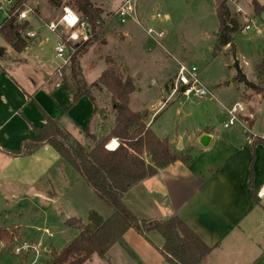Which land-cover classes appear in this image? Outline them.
Returning <instances> with one entry per match:
<instances>
[{"label": "crops", "instance_id": "obj_1", "mask_svg": "<svg viewBox=\"0 0 264 264\" xmlns=\"http://www.w3.org/2000/svg\"><path fill=\"white\" fill-rule=\"evenodd\" d=\"M104 1L105 5L102 3ZM49 2L52 3L51 0ZM93 2L104 11L107 25L115 20L120 23L115 13L123 0ZM150 2L139 0L140 15L146 20L149 17ZM166 18L169 19V15ZM32 25L36 27L34 32L38 35L33 44L20 54L12 50L18 55V63L6 55L8 44L0 35L3 41L2 45L0 43V189L5 186L8 189L19 188L24 199L41 198L49 207L56 206L59 212L66 207L69 212L66 213V220L76 217L87 221L92 211L109 218L113 209L109 205V208H101L103 200L51 146L45 145L33 155L22 157H14L4 151L18 150L24 140L34 138L36 131L46 124V116L58 120L87 149L93 148L94 141L106 136L116 125L113 103L112 110H108L105 104L99 106L97 97L93 95L95 102L89 97H82L72 105L74 89L68 84H57L55 78L62 64L59 62L53 66L51 61H45L44 56L43 59L39 57L40 52L35 47L40 39L39 24L32 22ZM113 30L124 37L121 42L131 43L129 32L118 26H114ZM55 35L58 44L63 39V31L61 35ZM106 39L104 53L99 54L100 48L94 45L81 57L80 64L90 53L95 54L99 60L109 55L106 51L109 39ZM56 46L53 49L55 59ZM34 55L42 61L38 64V70L32 74H21L19 69L28 65L30 57ZM11 61L15 62L13 69L9 67ZM103 61L106 70L109 65L105 58ZM233 83L236 85L235 79ZM172 84L173 81L171 94ZM139 90L138 87L137 92ZM105 91L100 90L104 98ZM107 93V98L112 101L110 93ZM183 97L179 95L178 99ZM209 100L213 102L217 98ZM236 103H241L245 108L241 118L247 129L236 125L225 130V109ZM262 103L263 95L246 88L235 102L220 103L221 127L207 123L204 128L187 133L186 137L176 134L173 138L160 137L153 129L152 121L164 105L154 112L150 121L146 111L136 112L143 115L148 127L175 150L179 149L178 145L182 142L186 150L180 153L190 155L188 152L193 151L195 154L191 155L194 161L190 166L177 162L159 170L155 176L130 189L124 201L140 219L180 218L207 246L213 248L211 255L202 264H264V147L261 140L251 139L254 134L257 137L264 136V129L260 128L259 122L263 114ZM107 122L111 123L110 126H107ZM204 137H207L206 146L201 144ZM251 184L257 202L253 199ZM3 202L9 203L4 193L0 197V203ZM7 213H11L10 210L4 209L3 214ZM65 219L62 218L64 224ZM156 233L152 232L145 238L135 230H129L111 248L107 255L108 261H103L107 264H169L160 251L164 239ZM18 237L17 234L11 246L17 242ZM0 244L3 247L9 246L4 241H0ZM34 246L30 244L27 249L31 251ZM39 246L40 243L37 244ZM46 251L49 255L59 252L52 248Z\"/></svg>", "mask_w": 264, "mask_h": 264}, {"label": "rangeland", "instance_id": "obj_2", "mask_svg": "<svg viewBox=\"0 0 264 264\" xmlns=\"http://www.w3.org/2000/svg\"><path fill=\"white\" fill-rule=\"evenodd\" d=\"M17 1L0 0L2 6L0 25L9 17L10 9ZM58 1H62L59 6V3L52 4L49 0H22L23 4H21L22 11H31L26 20L30 23L28 30H37L32 22L39 24L40 39L35 46L40 52L39 57L43 59L44 56L45 61H51L53 66L59 62L62 64V61L54 58L53 49L57 44V37L46 25L57 23L60 19L61 9L67 4V0ZM226 1L231 14L240 21L242 29L250 25L249 30H242L234 36L235 52L230 47H225L216 56L214 55L219 31L215 0H151L147 20L139 15L142 26L132 21L121 25L116 20L107 25L104 19L107 26L100 40L87 49L88 52L92 46L97 45L100 48L98 53H104L106 37L109 39L106 51L110 54L104 55L103 60L104 58L106 62L112 60V67L122 78L126 79L130 76L133 79L135 92L131 96L130 108L134 112L146 111L150 121L154 112L164 105L152 121L153 129L160 137L173 138L176 134L186 137L187 133H192L197 128H204L207 123L221 127L220 103L235 102L246 90L244 85L236 84V86L233 83L237 75L236 62L251 82L264 87L258 79V67L264 60V11L260 16H256L253 0ZM258 1L264 5V0ZM102 3L105 5L106 1ZM157 14L162 18L157 19ZM167 15L169 19L166 18ZM114 26L129 32L131 43L121 42L124 37L118 35L117 30H113ZM149 27L165 33L161 46L154 44L143 29ZM35 40H29L31 45ZM0 43L1 45L3 43L1 38ZM6 46V55L18 63L16 60L18 55L14 54L9 45ZM30 58L29 64L19 69L21 74L22 72L32 74L38 70V64L42 63L35 55ZM103 60H99L93 53L83 60L82 73L89 86L96 82L105 70L106 63ZM12 61L9 63L10 69L15 66V62ZM178 61L189 67L198 68L203 84L216 96L217 101L210 102L208 97L205 100H198L193 96L178 99L179 94L168 99L171 82L178 71ZM55 78L57 84H68L74 89L73 93H76L71 64L60 67ZM137 86L140 89L138 92ZM91 90L92 96L97 97L99 106L105 104L108 110H112V101L107 98L109 95L106 89L93 87ZM100 90H106L105 98L100 95ZM261 109L263 114L259 122L260 128L264 129V103ZM110 124L107 122V126ZM184 150L186 146L176 151L184 153ZM188 154L194 155L195 152L189 151ZM2 193L8 196L9 203H0V229L18 228L12 234L14 239L17 234L19 237L12 246L3 247L0 244V264H32L35 261L38 264H49L51 257L46 251L47 248L60 252L77 237L78 232L67 228L62 220L67 217L66 213H69L66 207L59 212L56 206L49 207L41 198L24 199L19 188L8 189L5 186L0 189V197ZM102 202V209L103 206L109 208L104 201ZM4 209L10 210L11 213L3 214ZM38 243H40L39 247H37ZM30 244L36 245L31 251L27 249ZM17 249L20 250L19 254L15 253ZM85 264L107 263L94 256Z\"/></svg>", "mask_w": 264, "mask_h": 264}, {"label": "trees", "instance_id": "obj_3", "mask_svg": "<svg viewBox=\"0 0 264 264\" xmlns=\"http://www.w3.org/2000/svg\"><path fill=\"white\" fill-rule=\"evenodd\" d=\"M52 4H62L51 0ZM22 0H18L10 9L9 17L0 25V35L15 53H22L31 42L25 38L24 32L30 27L28 21L18 22ZM216 13L219 21L216 56L225 47L230 46L235 52L234 36L242 32V26L237 17L233 16L226 0H215ZM64 6V5H63ZM65 6L71 7L82 18L91 30V37L83 45H76L77 51L71 60L72 77L76 83V93H73L72 105L82 97L92 96V88L106 89L114 104L116 116L115 127L104 137L96 140L95 146L87 149L78 142L58 120L46 116V124L36 131V136L26 139L18 150L4 149L14 157L31 156L45 145L55 151L73 167L97 196L113 209L109 218H104L96 211L89 214L87 221L81 218H69L65 225L78 232L77 237L60 252L50 253L49 264H85L94 256L108 261L107 255L123 236L131 229L145 238L152 232L159 233L164 239L160 249L169 264H202L213 252L180 218L167 220H146L138 218L126 205L124 198L127 192L143 180L155 176L159 170L182 162L190 166L194 158L177 152L167 142L161 140L152 130L141 114L130 108L131 95L135 92L132 78L119 76L114 70L113 61L108 60L109 68L91 86L83 77L80 57L87 52L95 42L99 41L106 21L104 11L93 0H67ZM256 16L264 11V5L253 0ZM237 75L236 84L244 85L256 94L264 96V87L249 81L238 62L235 63ZM258 79L264 86V60L258 67ZM98 109L96 108L95 112ZM112 138L120 142L115 151H108L105 145ZM93 139V138H92ZM95 140V139H93ZM253 199L258 201L254 187ZM14 230H0V241L6 245L14 242Z\"/></svg>", "mask_w": 264, "mask_h": 264}, {"label": "built area", "instance_id": "obj_4", "mask_svg": "<svg viewBox=\"0 0 264 264\" xmlns=\"http://www.w3.org/2000/svg\"><path fill=\"white\" fill-rule=\"evenodd\" d=\"M2 6L0 4V10ZM31 12V11H29ZM27 11H20L17 17L18 22H23L27 20ZM116 17L119 19L121 24H126L129 21L142 26L139 15V0H123L122 4L115 13ZM157 19H161L162 16L157 14ZM74 19V22L72 20ZM49 31L52 33H59L63 31V39L56 46V56L62 61V66H67L71 64L72 57L75 55L77 48L76 45H83L89 41L91 37V30L82 21L81 16L74 11L69 6H64L62 8V15L57 23H50L46 25ZM145 29V28H144ZM250 25H246L243 30H249ZM148 37L153 41L154 44L161 46V40L165 39V33L162 30L149 27L145 29ZM25 38L32 40L38 37L37 33L34 31H25ZM182 95L184 97L194 96L198 99L209 98L211 100H216L214 94L203 84L199 70L197 67H189L182 62L178 61V71L174 77L172 84V94ZM245 112V108L241 103H236L229 108L225 109L226 120L223 123V128L228 130L236 125L242 126L247 129L245 122L242 120L241 115ZM251 139L261 140L264 147V137H257L252 135ZM120 142L118 139L114 138L109 140L105 145L108 151H115L119 148ZM17 254L20 250H16ZM32 264H38L36 261Z\"/></svg>", "mask_w": 264, "mask_h": 264}, {"label": "water", "instance_id": "obj_5", "mask_svg": "<svg viewBox=\"0 0 264 264\" xmlns=\"http://www.w3.org/2000/svg\"><path fill=\"white\" fill-rule=\"evenodd\" d=\"M141 118L144 119V116L141 115ZM205 140H207V137H204V139H203L202 142H201V144L204 145V146H206V144H205ZM182 146H183V145H182V142H180L179 145H178V148L180 149V148H182Z\"/></svg>", "mask_w": 264, "mask_h": 264}, {"label": "clouds", "instance_id": "obj_6", "mask_svg": "<svg viewBox=\"0 0 264 264\" xmlns=\"http://www.w3.org/2000/svg\"><path fill=\"white\" fill-rule=\"evenodd\" d=\"M72 22H74V19L72 20Z\"/></svg>", "mask_w": 264, "mask_h": 264}]
</instances>
